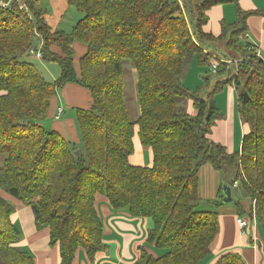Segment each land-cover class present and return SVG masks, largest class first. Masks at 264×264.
<instances>
[{
    "label": "trees",
    "instance_id": "obj_1",
    "mask_svg": "<svg viewBox=\"0 0 264 264\" xmlns=\"http://www.w3.org/2000/svg\"><path fill=\"white\" fill-rule=\"evenodd\" d=\"M38 1L25 0L29 17L15 4L0 8V191L30 207L37 230L48 229L59 264H71L79 249L89 261L105 249L97 194L112 209L151 221L146 242L163 254L141 249L135 264H199L208 258L218 214L196 210L197 176L205 164L231 171L232 184L251 200L248 216L254 212L264 235V66L240 40L253 13L241 11L238 0H196L191 6L182 0L188 20L177 0H67L82 16L66 34L47 26L35 8ZM224 3L234 4L235 22L222 23L218 36L206 33L207 11ZM36 37L41 60L60 69L53 82L26 60ZM75 42L86 48L77 71ZM217 43L242 59L237 71L222 64L210 94L188 92L183 77L190 59L195 55L207 65L210 45ZM126 64L136 76L134 120L126 107ZM70 83L86 88L92 101L89 109L75 111L81 149L41 124L51 98ZM229 84L237 92L241 122L248 126L240 151L233 154L209 140L220 118L214 95ZM183 100H190L194 115L177 110ZM135 129L141 146L151 150L149 167L129 163ZM237 210L243 214L239 204ZM13 214V205L0 197V264H34L19 246ZM214 264L244 262L231 252Z\"/></svg>",
    "mask_w": 264,
    "mask_h": 264
},
{
    "label": "crops",
    "instance_id": "obj_2",
    "mask_svg": "<svg viewBox=\"0 0 264 264\" xmlns=\"http://www.w3.org/2000/svg\"><path fill=\"white\" fill-rule=\"evenodd\" d=\"M38 2L35 3V8L43 12V20L47 26L53 29L52 31H62L59 28L61 20L56 24L59 20L55 18L53 21V14L51 16L46 15V12L38 7L40 5ZM238 7L243 12L253 13L246 19L247 30L243 34L246 35V38L241 41L242 44L244 42L253 44L258 49L259 55L264 58V0H238ZM206 16L207 22L203 30L218 36L221 32L222 23L233 24L235 22V6L232 3L215 5L207 11ZM48 17L49 19H47ZM58 17L62 18L61 15ZM74 47L78 50L73 58V66L77 71L78 61L85 54L86 48L77 42L73 44ZM55 51L58 52V50ZM28 59L34 61L35 66L49 68L47 71L51 73L52 77L50 82L56 80L58 70L55 69V63H45L30 56ZM131 70V84L133 85L130 92L133 95V86H135L136 91V78L134 77V70ZM231 86L233 85L229 84L227 87H223L220 94L215 97L216 102H221L219 104L220 116L224 114L227 119L216 121L213 132L209 134V140L223 146L227 154L240 151L243 135L248 132V126L241 122L237 111V92ZM91 104V96L86 88L78 84H66L58 89L55 96L51 98L46 118L41 123L42 127L46 131L58 133L71 144H80L81 136L77 128L75 111L76 109H89ZM58 108L62 109V114L56 119L55 114ZM68 108L75 110V120L72 113L67 110ZM145 153L148 155L146 163ZM129 163L133 166L147 167L152 164L151 150L141 146L137 129H135L133 136V153L129 157ZM231 177V171L218 172L208 164L203 165L198 171L199 200L216 208L218 214V234L213 242L211 255L201 260L199 264H214L220 256L231 252L239 254L244 264H264V235L259 229L258 223L250 226L247 234L243 235L235 220L237 217H246V215L239 214L237 207L221 210V207L218 206L220 204L219 189L222 185H229L228 182H230ZM232 189L231 187V192ZM0 197L13 205L14 214L11 220L21 235L19 246L31 254L34 264H59L57 247H50L48 243V229L37 230L31 210L21 202L2 191H0ZM95 208L103 226L102 242L105 249L95 257L94 261H89L85 252L79 249L71 264H135L141 249L156 255L153 247L146 242L147 232L152 226L149 219L131 217L125 210H114L107 199L99 194L95 196Z\"/></svg>",
    "mask_w": 264,
    "mask_h": 264
},
{
    "label": "rangeland",
    "instance_id": "obj_3",
    "mask_svg": "<svg viewBox=\"0 0 264 264\" xmlns=\"http://www.w3.org/2000/svg\"><path fill=\"white\" fill-rule=\"evenodd\" d=\"M192 2H196V0H190V6L192 4ZM38 7L42 8V10H44L46 12V15L48 14V16H51V14L54 15V17L52 18V20L54 21L55 18L57 21L56 24H58L60 22V26L59 28L62 30V32L68 34L71 32L73 26H75V24L77 23V21L81 18V14L73 7H69L67 4V0H39L38 2ZM194 7V6H193ZM59 12V13H58ZM184 12L186 13V10L184 9ZM192 12V16L195 14V10L191 11ZM59 15H64L61 19L60 17H58ZM187 15V13H186ZM49 19V17L47 18ZM186 20H188V15L186 17ZM53 24V23H52ZM50 27H53L52 25H50ZM54 28V27H53ZM53 30V29H51ZM38 35V34H37ZM41 41L38 40V38L36 37V39L34 40L33 43V47H36ZM212 48L210 49L211 54H210V59L208 60L207 65H200L197 62V58L194 55L190 61H189V68L188 71H185V74L183 77V83L186 87V89L188 90V92L190 93H194L196 91H199L202 97H206L208 94L211 93L212 88L214 87V83L218 80V77L216 75L217 73V69L221 67V65H225L227 66V69H231V67H233L235 70L237 71L238 69V65L239 63L242 61V59L238 58L236 55L231 54L229 55L225 49H223V46L219 43L217 44H213L210 45ZM32 48V47H31ZM74 49V53H78V50ZM29 51V50H28ZM26 60L32 64H35L34 61L27 59ZM215 63L217 65V68L215 70V72H213L211 70V66L212 64ZM36 65V64H35ZM55 69L58 70V76L60 75V69L57 65H54ZM38 71L40 72L41 76L47 81L50 82L51 81V73H49V71H47L49 68L45 69L46 66L43 67H39L36 66ZM44 68V69H43ZM132 68L129 67V65H125V72H124V81H125V97H126V107L128 109V114L131 120H134V118H136V113L138 112V104L136 101V91H135V86H133V95L130 92L132 90V85L131 84V70ZM56 70V71H57ZM51 71V68H50ZM135 74V73H134ZM218 74V73H217ZM222 77V75H220ZM223 76L226 77V75L223 74ZM136 78V76H134ZM204 78H208V81L206 82ZM224 78V77H222ZM227 87V85L225 86ZM234 88V86H231ZM220 94V92L216 93L214 95V103H215V107L217 108L219 114L220 113V108H219V104H221V102H216L215 97ZM70 113H72V116L74 117V109L68 108L67 109ZM177 110L180 112H185L191 115L195 114V110L192 108V103L190 102V100H183L181 101L178 106H177ZM227 117L226 115L222 114L220 116V118L217 120H221L224 121L226 120ZM75 120V117H74ZM216 124V122H215ZM213 125L216 126V125ZM76 126V124H75ZM213 127L210 130V133L213 132ZM213 141V140H211ZM72 144H76V143H72ZM77 149H81L82 148V144H76L74 145ZM146 155V161L145 163L148 161V155L145 153ZM2 157L0 156V165L2 162ZM224 170L223 173H225ZM229 185L233 188V184L228 182ZM56 190L58 189L57 187V183L55 185ZM232 195H231V202L226 203V204H222L220 199V204L218 205L219 207H221V210H225V209H234L235 207H237V204H239L242 207L243 210V216L246 215L248 216L249 211H250V206H251V201L250 199L247 197L244 189L240 186H238L237 189L233 188L232 189ZM28 207V206H26ZM30 209V207H28ZM31 210V209H30ZM196 210L198 211H211V212H216V208H213L211 206H208L206 203L201 202L200 200L197 203L196 206ZM32 212V211H31ZM33 214V213H32ZM253 214V213H251ZM257 223V221H254V223H250V226H254ZM154 253L157 256H160L163 254V251L158 250V249H154Z\"/></svg>",
    "mask_w": 264,
    "mask_h": 264
},
{
    "label": "built area",
    "instance_id": "obj_4",
    "mask_svg": "<svg viewBox=\"0 0 264 264\" xmlns=\"http://www.w3.org/2000/svg\"><path fill=\"white\" fill-rule=\"evenodd\" d=\"M178 5L181 8L182 14L184 15V17L186 18V14L184 12V8H183V1L182 0H177ZM13 4H15L16 8L26 14L28 17L30 16V11H29V7L28 5L25 3V0H0V8L4 9V10H9L13 7ZM38 37V36H37ZM244 38H246V35H242L240 36V40L242 41ZM248 44L247 50L251 53V55H253L254 57H256L257 59L262 61V64L264 66V58H262L259 55V51L258 49L251 43L249 42H244V44ZM41 42L39 43L38 47L36 48H30L27 55L30 56L33 59H38L41 60ZM217 68V65L215 63L212 64L211 66V70L213 72H215ZM62 114V109L58 108L55 114V118L58 119L60 117V115ZM233 188L237 189L238 188V184L234 183ZM253 214H251V216H246V217H237L235 220V223L237 225V227L239 228V230L241 231V233L243 235H246L247 232L249 231L250 228V223H254V221H256V218L254 216V212H252Z\"/></svg>",
    "mask_w": 264,
    "mask_h": 264
},
{
    "label": "water",
    "instance_id": "obj_5",
    "mask_svg": "<svg viewBox=\"0 0 264 264\" xmlns=\"http://www.w3.org/2000/svg\"><path fill=\"white\" fill-rule=\"evenodd\" d=\"M75 156H78L79 155V152L78 151H75L74 152ZM230 183H232V180H230ZM221 195H222V200H221V203L222 204H226V203H229L231 202V187L230 185H222L221 186Z\"/></svg>",
    "mask_w": 264,
    "mask_h": 264
}]
</instances>
